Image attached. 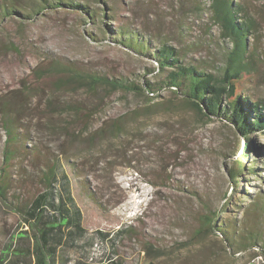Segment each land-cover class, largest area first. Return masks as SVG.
Here are the masks:
<instances>
[{
	"label": "rangeland",
	"instance_id": "obj_1",
	"mask_svg": "<svg viewBox=\"0 0 264 264\" xmlns=\"http://www.w3.org/2000/svg\"><path fill=\"white\" fill-rule=\"evenodd\" d=\"M112 1H123L128 7L117 8L119 22L108 24H129L122 17L138 18L141 27L153 34L160 32L179 48L185 63L218 72L225 69L232 42L223 38L209 13L198 9L207 0ZM236 1L246 5L256 24V31L247 37L253 68L236 80L237 91L264 102V0ZM102 28L82 23L72 9L45 11L24 23L7 19L0 26V112L5 110L31 141L62 159L82 210L83 225L95 239L94 246L86 248L89 260L110 263V258H121L124 264H147L150 246V257L162 254L157 264H264L261 245H241L237 240H245L238 235L231 247L221 226L212 233L200 219L209 211L215 214L216 225L247 220L249 228L264 232V216L258 219L260 211H252L250 206L264 195V131L241 135L236 144L229 121H201L191 110L175 105L169 89L150 97L119 90L97 105L89 100L86 89L68 90L76 84H65L62 73L49 68L52 61L129 79L164 76L154 59L104 36ZM89 31L99 34L101 40L93 41ZM153 45H158L156 40ZM152 68H156L154 73H150ZM73 103L86 109L78 120L70 111ZM89 105L94 110L90 118ZM67 109L69 112H61ZM104 120H108L106 128L119 126L122 136L90 143L89 126L93 131ZM59 123L67 125L63 135L55 130ZM174 125H187L192 132L177 133V143L172 144L167 130ZM157 140L159 149L167 154L162 162ZM5 144L6 133L0 126V167ZM245 144L250 148L247 152ZM238 161L247 168L235 182L230 170ZM29 163L23 156L13 162L8 176L18 182H12L9 196L24 194L20 167L32 173ZM164 172L172 176L171 181L158 185V176ZM23 222L0 198V259L13 237L28 228ZM123 228L115 242L97 234L103 230L111 238ZM65 253L70 259L81 254L71 248Z\"/></svg>",
	"mask_w": 264,
	"mask_h": 264
},
{
	"label": "trees",
	"instance_id": "obj_2",
	"mask_svg": "<svg viewBox=\"0 0 264 264\" xmlns=\"http://www.w3.org/2000/svg\"><path fill=\"white\" fill-rule=\"evenodd\" d=\"M112 0H0V26L8 20H18L24 23L33 20L36 15L44 14L45 11L60 12L65 9H72L84 24H91L94 29L103 26L102 33L108 34L113 41L121 44L142 55H148L157 62L159 71L164 76L158 80H152L147 75H140L141 79L125 75H109L94 72L88 67L70 66L61 60H54L50 63V69L62 73L65 84H76V87L68 88L71 91L86 89V95L93 105L101 104L119 90L134 94L155 95L162 89H169L175 105L186 107L191 110L201 121L209 122L214 118H222L229 121L238 134L248 136L254 131H264V102L263 100H252L248 96L237 91V82L243 72L251 71L253 64L248 60V34L256 31L255 18L247 11L246 5L236 0H207L203 6H199L203 12L209 13V19L218 25L224 39H230L231 48L227 52L226 66L223 72L207 70L206 67L194 64H187L182 59L183 54L174 44L167 41L160 32L153 34L148 32L144 26H140L138 18L131 20L129 16L122 17V20L129 24H108L109 21H118L121 16L115 13L119 7H128L123 1ZM242 16L239 20L238 16ZM131 23H137V27ZM21 25V24H20ZM148 34L152 39L145 36ZM93 41H100L99 34L88 33ZM158 45H153V41ZM76 67V68H73ZM223 69V68H222ZM156 68L150 69L154 73ZM65 77V78H64ZM65 87H67L65 85ZM150 97V96H149ZM61 110L62 113L69 112ZM81 106L73 103L70 111L74 119H80L85 112ZM65 111V112H64ZM59 112V113H61ZM0 126L6 133V144L3 152V164L0 167V198L8 203L23 217L27 229L19 231L7 246L0 264H124L121 258H110V263L96 262L89 260V253L86 248L94 246V237L83 225V214L76 202L72 191V182L67 170L63 165L60 156L51 154L47 149L34 143L28 132H24L23 126L16 124L11 115L5 110L1 111ZM94 110L89 105V118ZM108 120H104L100 126L92 129L89 126V142L97 139L101 144L104 140L118 139L122 136L123 130L119 126L106 128ZM56 131L61 135L67 131L65 123H59ZM189 126L181 128L173 126L167 130V137L172 144H176L175 136L182 132L190 134ZM162 140V139H160ZM159 140L156 149L159 153V161H164L167 154L159 149ZM27 142L32 143L28 145ZM249 146L245 144L246 152ZM181 150H186L183 147ZM19 156L28 157L29 166L33 167L32 173L20 167V186L25 189L24 194L9 196L12 182L17 180L9 177L10 167ZM247 168L238 161L235 167L230 170V175L238 180L242 170ZM253 169V167H250ZM172 176L163 173L158 176V185H166L171 181ZM260 196V195H259ZM252 211H260V218L264 216V195H261L257 202L251 204ZM224 210H222L223 212ZM215 215V214H214ZM214 215L209 211L202 213L200 219L205 229L212 233L214 228H220L225 241L232 247L234 242L240 241L241 245L248 242L251 246L261 245L264 255V232L259 227L251 229V222L247 220L240 224L228 220L218 223ZM240 226V227H237ZM23 227V226H22ZM124 228L118 230L114 237L103 230H97L102 240L115 242L124 233ZM202 230L198 231L201 233ZM239 233V234H238ZM242 233V234H241ZM242 236L245 241L237 240L236 236ZM19 240V242L17 241ZM240 245V247H241ZM71 248L81 252L77 259H70L65 249ZM148 246L147 253L150 260L147 264H157L156 259L162 254L150 257ZM238 251V250H237Z\"/></svg>",
	"mask_w": 264,
	"mask_h": 264
},
{
	"label": "water",
	"instance_id": "obj_3",
	"mask_svg": "<svg viewBox=\"0 0 264 264\" xmlns=\"http://www.w3.org/2000/svg\"><path fill=\"white\" fill-rule=\"evenodd\" d=\"M230 130H231L232 137L236 141V144L237 143L239 144V134L233 128H230Z\"/></svg>",
	"mask_w": 264,
	"mask_h": 264
}]
</instances>
